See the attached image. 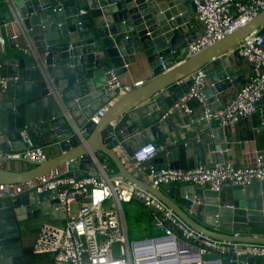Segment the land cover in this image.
I'll list each match as a JSON object with an SVG mask.
<instances>
[{"label":"water","instance_id":"water-1","mask_svg":"<svg viewBox=\"0 0 264 264\" xmlns=\"http://www.w3.org/2000/svg\"><path fill=\"white\" fill-rule=\"evenodd\" d=\"M13 1L17 6L21 0ZM195 11L193 0H29L18 15L24 48L12 50L16 43L10 39L9 50L0 56L6 73L16 77L3 93L0 145L4 151L24 149L20 131L25 130L34 147L48 148L54 155L38 162L22 160L25 167L19 170L0 165V184L34 182L65 165L62 177H97L98 168L106 165L158 196L196 230L237 243V249L264 244V180L232 185L231 206L221 204L219 191L201 185L182 188L176 200L135 176L126 164L144 145L159 149L165 135L177 129L174 116L163 115L189 90L196 71L212 68V103L218 93L237 84L246 61L236 47L264 30L262 10L190 54L189 44L197 37L192 32ZM12 15L7 0H0V23ZM141 54L152 76L120 95L119 89L105 90L107 71L115 69L120 77ZM110 102L94 121L96 112ZM221 131L213 133L215 144L207 133L202 143L194 141L201 164L210 152L216 162L225 149ZM66 216L55 191L0 198V264H30L31 255L23 248L22 234L30 230L25 222L47 217L54 224ZM204 259L264 264V256L207 254Z\"/></svg>","mask_w":264,"mask_h":264},{"label":"built area","instance_id":"built-area-1","mask_svg":"<svg viewBox=\"0 0 264 264\" xmlns=\"http://www.w3.org/2000/svg\"><path fill=\"white\" fill-rule=\"evenodd\" d=\"M28 2L21 0L16 6L13 0H7L13 17L0 23V56L5 53L7 45V36L2 27L16 24L18 28V15ZM193 2L202 32L199 35L195 33L196 40L189 44L190 54L220 40L264 10V0ZM17 36L18 32H13L11 38ZM236 51L249 64L250 72L229 102L218 107L213 105L206 92L208 70L203 68L193 74L189 90L168 109L163 118L179 115L182 128L195 123H216L226 128L257 112L264 98V33L260 30L250 34L236 47ZM106 74L105 90L119 89V95L145 82L140 80L133 86L121 85L115 69L108 70ZM12 79L16 77H10L0 65V118L3 93ZM191 100L197 101L198 105H190ZM108 106L96 112L93 120L98 121ZM20 135L26 147L4 151L0 145V159L38 162L50 157L45 148L34 147L25 130H21ZM160 147L164 150V147ZM158 150L152 143L144 145L126 162L135 176L154 188L162 189L173 183H190L220 191L225 183L247 186L255 180H264L263 155L251 167L236 168L225 160L217 161L212 166L201 164L185 169L150 163ZM64 173L56 171L29 183L0 184V198H15L27 191L56 192L59 205L67 214L65 222L60 225L44 223L33 246L34 253L50 255V264H220L216 260H206L204 256H264V244H246L245 248L237 249V243L215 239L196 230L158 196L116 175L106 165L98 168L97 177H62ZM134 200L157 214V235L136 240L129 238L123 205Z\"/></svg>","mask_w":264,"mask_h":264},{"label":"crops","instance_id":"crops-1","mask_svg":"<svg viewBox=\"0 0 264 264\" xmlns=\"http://www.w3.org/2000/svg\"><path fill=\"white\" fill-rule=\"evenodd\" d=\"M180 16V15H179ZM192 32H195L199 35L202 32V26L196 18V14H192ZM2 24V23H1ZM23 26L19 25L20 30L23 31ZM3 33L7 36V45L5 53L9 50V41L13 39L16 43V46L12 50H21L24 48L25 38L23 35H19L16 38H11L13 32L17 31L16 24H9L8 26L2 27ZM264 33V30H261ZM138 61L134 64L128 66V70L120 75L121 82L126 86H133L136 82L140 80H148L151 75V67L147 61V58L144 54L137 55ZM208 73L212 70L211 67L206 68ZM4 72H6L5 67H3ZM250 72V66L248 63H243L241 65V75L239 76L240 81L237 84H234L231 88L226 91L220 92L217 94V99L214 101L213 105L215 107L221 106L226 102H229L236 94L240 86L246 81L248 74ZM212 83L208 78V85L206 88L207 95L209 98L212 96L211 91ZM115 98L111 100L114 102ZM108 103L106 106H108ZM190 105L196 107L198 105L197 101L191 100ZM174 120L177 124V129L165 135L166 143L162 145L164 150L159 148L157 155L150 161V163L158 166H167L171 165L177 168H193L197 165H201L200 160V148L199 146H194V141H197V144L204 141L203 135L205 133L209 134L210 138L213 139L212 143H216L214 140V131H217L221 128V133L225 136V149L220 151L217 154V161H229L236 168L251 167L255 166L258 162L260 155L264 156V98L260 102V106L257 112L253 115L241 119L239 122L223 128L218 124H207V123H195L188 128L181 127V119L179 115L174 116ZM206 146V145H205ZM49 156H53L54 153L48 148H45ZM213 152L208 153L206 163L204 165L215 164L213 157ZM2 167L9 169H24L25 163L22 161L16 160H5L0 164ZM108 165V164H107ZM67 171V166L58 169L59 173ZM197 184L190 183H173L162 187V190L173 197L176 200L181 198V189L193 187ZM233 184L225 183L223 188L219 191L224 198L221 201V204H232V187ZM206 188V187H205ZM209 189V188H206ZM123 212L125 219L131 217L135 221V225L139 222L142 225L149 228V225H153L154 229L150 232V236L157 235L159 231L156 228V222L158 219L157 214L153 210L147 209L140 201L134 200L123 205ZM39 218L31 219L25 222L29 228L32 229L33 224H35ZM41 220V219H40ZM49 222L48 220L40 221V226L38 227L35 238L33 242L30 243L29 235L30 232L25 231L23 236V248L25 252H29L30 264H50L51 257L45 253H34L33 246L36 242L39 231L44 223ZM65 220H57L53 223L56 225L63 224ZM126 223V221H125ZM127 229V227H126ZM36 228L34 229V231ZM128 232V231H127Z\"/></svg>","mask_w":264,"mask_h":264},{"label":"rangeland","instance_id":"rangeland-1","mask_svg":"<svg viewBox=\"0 0 264 264\" xmlns=\"http://www.w3.org/2000/svg\"><path fill=\"white\" fill-rule=\"evenodd\" d=\"M44 219L48 220L47 217L39 218V220L35 224H33L32 229L30 228V230L27 231V232H30V235H29L30 243H32L33 239L35 238L36 231L38 227L40 226V221L42 222ZM125 221H126L128 235L131 240L147 238L150 236V232L154 229L152 224L149 225V228H146V226L142 225L141 222L135 225L134 224L135 221L131 217H127ZM35 228L36 230L34 231Z\"/></svg>","mask_w":264,"mask_h":264},{"label":"trees","instance_id":"trees-1","mask_svg":"<svg viewBox=\"0 0 264 264\" xmlns=\"http://www.w3.org/2000/svg\"><path fill=\"white\" fill-rule=\"evenodd\" d=\"M33 249H31L30 251H32ZM29 253V252H28Z\"/></svg>","mask_w":264,"mask_h":264}]
</instances>
